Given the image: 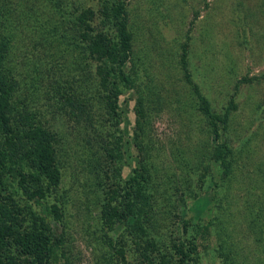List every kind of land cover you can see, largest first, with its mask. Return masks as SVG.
<instances>
[{
	"label": "rangeland",
	"instance_id": "obj_1",
	"mask_svg": "<svg viewBox=\"0 0 264 264\" xmlns=\"http://www.w3.org/2000/svg\"><path fill=\"white\" fill-rule=\"evenodd\" d=\"M99 4L66 0L58 12L51 0H0V35L12 38L7 64L21 82L16 100L22 112L36 114L60 138L62 182L49 199H56L63 213L62 222L50 219L65 241L68 260L61 263L139 264L140 247L124 225L114 230L105 225L102 207L108 187L119 175L123 181L133 176L146 156L155 167L149 193L155 197L159 244L173 235L181 238L178 242L194 241L193 264H264V0H128L134 31L128 69L132 87L122 86L113 116L99 102H89L91 127L71 107L53 113L59 104L58 98L48 100L49 79L38 92L34 87L42 77L38 72L59 65L68 71L58 74L60 87L72 86V80L78 84L62 76L78 74L70 58L57 55L56 44L46 38L54 22L75 32L62 19V8L71 15L98 11ZM199 96L223 119L230 102L237 105L226 125L218 123L224 131L221 140L209 135ZM141 98L149 116L144 154L135 135ZM109 138L112 144L122 143L117 160L102 148ZM224 139L233 151V173L221 183L223 166L213 163L209 152ZM209 175L220 184L214 191ZM40 214H46L45 207ZM256 214L261 222L253 224ZM118 234L125 241L106 242ZM123 248L128 262L118 254ZM223 252L229 253L228 262Z\"/></svg>",
	"mask_w": 264,
	"mask_h": 264
},
{
	"label": "trees",
	"instance_id": "obj_2",
	"mask_svg": "<svg viewBox=\"0 0 264 264\" xmlns=\"http://www.w3.org/2000/svg\"><path fill=\"white\" fill-rule=\"evenodd\" d=\"M51 1H55V7L61 12L60 6L66 0ZM99 5L98 11L89 8L71 15L62 8V19L69 22L75 32L69 33L59 22H54L50 26V37L46 38L56 44L57 55L62 52L68 60L70 58V68L78 74L62 76L69 79L71 76V80L76 78L78 84L72 80V86L60 87L62 82L58 74H67L68 71L59 65V68H48L43 74L38 72L36 75L42 77L34 87L38 92L39 86L49 79L48 100L53 102V98H58L59 104L53 113L71 107L78 110V115L87 123L92 122L91 127H95V123L93 114L86 113L91 107L89 102H99L103 106L101 110L106 109L113 116L118 112L122 86L132 87L131 69H128L134 55V31L128 0H100ZM11 43V37L0 35V264H62L61 260H68L65 241L56 235L50 222V219L62 222V208L56 199L55 202L49 199L53 196L52 189L62 182L60 138L38 121L36 114L21 111L14 94L21 82L15 78V70L7 64ZM183 59L187 69L186 56ZM199 98V111L209 121V135L221 140L224 131L222 133L218 123L226 125L229 112L237 110V105L231 101L223 119L214 111L210 101L202 96ZM148 119L145 99L141 98L137 105L135 135L137 147L143 154L148 152L144 140ZM109 139L102 148H106L112 160H117L121 158L118 152L123 148L122 143L112 144ZM209 153L213 163L223 166L219 177L221 183H225L233 173L230 159L233 151L229 141H219ZM142 160L128 180L123 181L119 175L117 182L108 187L102 207L105 225L110 230L124 225L127 236L140 247L139 264H193L192 255L198 248L194 241L178 242L181 238L173 235L169 242L163 241L165 245L158 242L160 227L153 212L155 197L149 193L154 166L146 156ZM209 177L210 191H214L220 184L215 182V176ZM43 207L45 215L40 214ZM255 216L253 224L260 223L261 216ZM189 226L187 222L186 233ZM118 241H125L122 234L106 239L111 246ZM118 254L128 262L124 248ZM228 255L222 253L226 262Z\"/></svg>",
	"mask_w": 264,
	"mask_h": 264
}]
</instances>
